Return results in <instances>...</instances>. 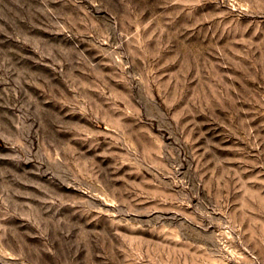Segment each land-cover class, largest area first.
<instances>
[{"label":"rangeland","instance_id":"1","mask_svg":"<svg viewBox=\"0 0 264 264\" xmlns=\"http://www.w3.org/2000/svg\"><path fill=\"white\" fill-rule=\"evenodd\" d=\"M0 264H264V0H0Z\"/></svg>","mask_w":264,"mask_h":264}]
</instances>
